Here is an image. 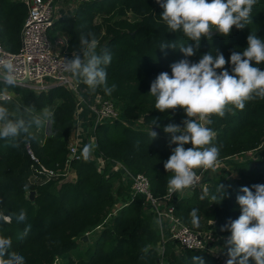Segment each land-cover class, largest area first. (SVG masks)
Returning <instances> with one entry per match:
<instances>
[{
	"label": "trees",
	"instance_id": "trees-1",
	"mask_svg": "<svg viewBox=\"0 0 264 264\" xmlns=\"http://www.w3.org/2000/svg\"><path fill=\"white\" fill-rule=\"evenodd\" d=\"M162 11L156 0H80L72 16L54 21L51 28L54 35L65 33L69 53L77 50L80 34L88 32L95 34L100 47L110 51L112 59L106 71L108 84L116 86L112 94L106 95L99 89L90 93L82 83L80 89L85 91V98L99 95L112 100L121 110L122 119L141 118L142 128L147 129L104 122L95 128L93 149L104 160L121 163L128 172L146 176L156 199L167 194L172 173L165 172L163 165L176 147L169 145L170 137L162 129L167 124L183 126L181 122L186 119L179 108L165 113L156 110L155 97L149 94L156 76L161 72L171 75L170 65L184 58L178 49L161 51L159 45L165 40L194 44L180 32L166 31L159 17ZM26 16L27 9L20 0H0V44L6 51L20 50ZM251 16V23L239 30L233 27L227 37L215 34L211 40L201 38L198 50L187 59L198 62L208 52H219L228 60L233 51L242 52L247 46L249 33L264 39V0H258ZM258 67L264 70V63ZM225 68L231 72L229 64ZM20 95L25 107L34 106L37 112L51 108L54 123L52 136L43 145H39L34 126L30 129L34 138L26 140L22 133L17 147L0 139V236L11 239L9 252L24 256L25 264H193L191 258L198 255L205 264H222L204 251L177 253L172 241L164 244L160 254L157 245L161 239L153 225L155 218L145 211L143 197H131L130 183L119 185L114 193L111 181L97 170L90 154L85 157L88 143L80 148V160L70 161L71 176L64 178L68 140L75 123L74 96L63 87H51L38 95L21 89ZM55 99L59 103L52 107ZM233 112L223 118L212 115V122L206 125L216 133L213 144L219 147V162L254 152L264 142V99L248 101L243 110L234 108ZM153 120L160 127L152 125ZM151 125L160 131L153 140ZM27 146L38 163L31 160ZM41 167L55 175L37 177V182L32 183L30 179L40 175L36 170ZM210 172L205 171L202 180L206 188L185 191L175 202L174 216L195 232L213 230L227 260L225 239L230 233L221 231V227L239 217L236 197L243 195L240 189L264 184V158L235 162L234 176L229 180L209 178ZM31 192L35 194L33 202L29 200ZM212 195L217 196L216 201L211 199ZM118 199L123 205L116 209ZM21 209L27 214L24 223L16 220ZM193 209L198 210V227L191 222ZM26 226L28 234L21 239ZM87 234L91 240L85 242L82 237ZM145 248L146 253L142 251Z\"/></svg>",
	"mask_w": 264,
	"mask_h": 264
},
{
	"label": "clouds",
	"instance_id": "clouds-1",
	"mask_svg": "<svg viewBox=\"0 0 264 264\" xmlns=\"http://www.w3.org/2000/svg\"><path fill=\"white\" fill-rule=\"evenodd\" d=\"M258 0H156L163 10L160 20L166 26V31L180 32L187 41H166L159 45V49L179 50L184 58L170 65L168 72L159 73L150 84L149 94L155 97V109L161 113L167 110L182 109L186 119L181 125L167 124L163 132L170 135L169 145L175 144L171 155L164 162L165 172L172 176L167 181L169 198L173 193L190 189L199 179L196 170L214 169L218 162L219 147L213 144L216 133L207 127L211 115L223 118L233 109L243 110L246 102L257 98L264 99V70L258 65L264 63V39L256 33H249L247 46L242 52L233 51L225 59L222 53L213 55L208 52L201 56L198 62H192L188 57L193 56L200 46L201 38L211 40L212 30L217 35L227 37L232 28L243 29L251 23V13ZM111 53L107 48L100 47L95 34L81 33L79 45L71 58H63L64 71L69 73L77 84H84L90 93L102 90L111 95L115 84H108L107 66L111 63ZM231 66V72L225 65ZM220 70V71H217ZM16 68L10 60L0 61V75L3 83L12 87L15 84ZM7 91V87L3 92ZM29 114L13 117L8 107L0 105V139L9 141L17 147L18 138L32 139L30 129L45 127L54 123V113L49 108H43L39 113L34 106H26L22 110ZM160 127L153 120L152 125ZM150 127L151 140L156 139L158 133ZM192 147L185 148L184 145ZM90 151L85 146V157ZM254 189V191L252 190ZM222 192V186L219 185ZM243 195L236 197L240 207V215L235 220H229L221 227V231H228L225 239L227 257L225 264H264V184L242 187ZM223 193V192H222ZM203 198V197H202ZM223 198V197H222ZM221 198V199H222ZM213 201L217 196L212 195ZM220 199V200H221ZM196 209L190 213L191 222L199 226ZM10 219V218H9ZM27 219L25 210L21 209L16 216L18 223ZM155 224L163 227V220H155ZM26 226L20 238L28 234ZM11 239L0 236V264H25L24 256L9 252ZM147 252V249H143ZM143 258V257H142ZM193 264H205L201 256H193Z\"/></svg>",
	"mask_w": 264,
	"mask_h": 264
},
{
	"label": "built area",
	"instance_id": "built-area-1",
	"mask_svg": "<svg viewBox=\"0 0 264 264\" xmlns=\"http://www.w3.org/2000/svg\"><path fill=\"white\" fill-rule=\"evenodd\" d=\"M20 1L27 9V16L21 30L20 50L17 53H10L0 44V61L10 60L16 68L15 85L37 91L38 93L47 92L51 87H63L74 96L77 102L75 115L76 112L79 113L83 108L88 110L93 117L94 129L104 122H120L126 124L122 121L121 110L112 100L104 99L99 95L95 96L94 99L85 98V91L81 90L79 84L72 79L71 75L64 71L63 58L65 56H60L55 52L54 46L48 36V32L56 19V0ZM26 79L28 81L24 82ZM12 100V94L0 91V102L4 103ZM52 131L53 124L40 128L39 132L41 137L39 139V145H43L52 136ZM89 145L91 148L89 151L90 159L95 162L97 170L101 172L98 164L103 166L105 160L100 154L95 153L96 151L93 149L95 140L92 139ZM81 147L82 144L79 145L78 143L68 144L67 168L62 172L64 178L68 179L71 176L69 170L70 161L80 160ZM262 150H264V142L256 151ZM27 152L31 160L38 163V160H36L28 146ZM232 158H238V156ZM116 163L125 169L122 164ZM125 171L129 176L131 197H143L145 211L151 214L155 220H163L162 231L158 226L160 239L163 243L160 246V254L164 251V244L169 241L175 243L177 253L190 250L204 251L211 254V248L207 246L208 235L204 232L193 231L189 226L183 224L174 216L175 202L182 197L183 192H191L201 187L205 171L201 173L200 170H196L199 179L190 189L173 193L171 198H169L167 192L166 196L162 199H156L153 196L150 181L146 176L140 173L132 174L126 169ZM36 172L40 175L33 176L30 179L32 183L37 182V177L44 176V178H50L55 175L54 171L46 170L43 167L36 170ZM213 256L215 257V255ZM225 261L226 259L222 261V264Z\"/></svg>",
	"mask_w": 264,
	"mask_h": 264
},
{
	"label": "rangeland",
	"instance_id": "rangeland-1",
	"mask_svg": "<svg viewBox=\"0 0 264 264\" xmlns=\"http://www.w3.org/2000/svg\"><path fill=\"white\" fill-rule=\"evenodd\" d=\"M58 1H59V5L56 1L57 9L59 6V7L65 8V12L66 11H69V13L73 12V10L75 8V4H76L74 0H66L65 3L61 2L63 0H58ZM57 9H56V14H57ZM48 36H49L50 40L52 41L55 52L57 54H59L60 56H65V57L71 58L72 53H69L67 46H65V42H66L67 37H66L64 32H58L54 35V30L51 29L48 33ZM6 87H7V91L9 93H12L13 95H14V93H17V91H18L17 87H15V86L8 87L6 85H4L3 88H0V90L3 91V89H5ZM33 92L38 95L37 91H33ZM19 100H21V95H20V98H18L16 100V102L14 99V101L12 100L10 103H8L9 110L13 113V117H16L18 115H23V116H26L27 118H29L28 113H24L21 111L25 106L23 105V107H19ZM58 103H59V100L55 99L54 103H53L54 105L52 107H55ZM49 109L52 110L51 108H49ZM139 119H141V118H139ZM122 121L125 122L127 125L124 123H121V124H123L126 127L131 125V127H134V129L137 128V125L138 126L141 125V123L138 124V121H137V123L136 122L135 123L128 122L125 119H122ZM92 128H93V124L89 128V132H88L87 137H86V143H88V144H90L92 141V130H91ZM33 132L36 133V127L35 126L33 127ZM167 136L170 137L169 134H167ZM259 155L261 156V159L264 158V150L258 151V152L256 151V152H254V154L253 153H245V154L238 156V158L230 157V158H227L225 161H221V162L218 161L217 164L215 165L214 169L207 170V172L211 171L209 178L210 177L214 178V179L224 178L225 180H229L234 175L233 167L235 165V162H241V161H244L246 159L253 160ZM98 168L100 169V171L104 175V177L111 181L112 191L114 193L117 190V188L119 187V185H126L129 183L128 173H126L122 167H120V166L116 167V166L112 165V162H108L105 160L103 166L98 164ZM115 174L118 175L119 177L117 176L116 178H114L113 175H115ZM205 183L206 182L203 181L201 186L202 187L207 186V184H205ZM122 205H123L122 201L118 199L116 202V207L119 208ZM153 225L158 230V234H159V228L155 224V221H154ZM95 232H98V231H95ZM204 233H206L208 235L207 236V246H209L211 248L210 253L212 255H215V257L218 258L220 261L225 260V257L223 255V251L221 248V244L217 245L219 242H217V238L214 236L213 230H208V231H205ZM89 235L91 236V234H89ZM159 236H160V234H159ZM162 245H163V243L161 242V240H159L158 245H157L158 251L161 250L160 246H162ZM211 246H213V247H211ZM175 248H176V246H175Z\"/></svg>",
	"mask_w": 264,
	"mask_h": 264
},
{
	"label": "crops",
	"instance_id": "crops-1",
	"mask_svg": "<svg viewBox=\"0 0 264 264\" xmlns=\"http://www.w3.org/2000/svg\"><path fill=\"white\" fill-rule=\"evenodd\" d=\"M57 1V3H58V5H59V1L58 0H56ZM65 1L66 0H63V1H61L62 3H65ZM75 1V8H74V10H73V12H71V13H69V11H66L65 12V8H62V7H59L58 6V9H57V14H56V19H55V21H58V20H61V19H63V18H65V17H69V16H72L73 15V13L75 12V10H76V8H77V6H78V4H79V2H80V0H74ZM57 7V6H56ZM68 13V14H67ZM20 41H21V36H20ZM52 42V41H51ZM65 46H67L68 47V45H67V39H66V42H65ZM21 47V46H20ZM5 84L3 83V80L2 79H0V88H3V86H4ZM14 86L15 87H17L18 88V91H17V93H14V95L12 94V93H10V94H12L13 95V101H14V99H15V102H16V100L18 99V98H20V91H21V89H26V90H29V89H27V88H22V87H19V86H17V85H15L14 84ZM1 91V90H0ZM32 91V90H31ZM7 93H9L8 91H6ZM39 94V93H38ZM17 98V99H16ZM11 102V101H10ZM10 102H4V103H2V102H0V105H3V106H9L8 105V103H10ZM19 107H23V103H22V101L21 100H19ZM18 108V107H17ZM37 112V111H36ZM37 113H39V112H37ZM78 112H76V115H75V123H74V126H73V128H72V130H71V133H70V137H69V140H68V144L70 143V144H72V143H78L79 145L80 144H82V145H84L85 143H86V137H87V134H88V132H89V128L92 126V124H93V117H92V115L90 114V112L88 111V110H86V109H82L78 114H77ZM137 121H138V124L139 123H141V125L140 126H138L137 125V128H142V120L141 119H136L135 121H128V122H133V123H137ZM129 127H131V125L129 126ZM41 128H43V127H41ZM132 128H134V127H132ZM142 129H147V128H142ZM39 130H40V128H36V133H37V135L39 136V139H40V137H41V134H40V132H39ZM92 130V139L93 140H95V136H94V131H95V129H94V127L91 129ZM189 145H191L190 143H189ZM192 146V145H191ZM254 154V153H253ZM259 158H261V156L259 155V156H257L255 159H259ZM121 164V163H120ZM112 165H114V166H120V167H122L121 165H119V164H117L116 162H112ZM123 168V167H122ZM123 170L125 171V169L123 168ZM126 172V171H125ZM234 176V175H233ZM232 176V177H233ZM187 193V192H186ZM183 194H185V192H183ZM116 209H117V207H116ZM94 231H97V230H94ZM90 238H88V234H87V241L89 240ZM91 240V239H90Z\"/></svg>",
	"mask_w": 264,
	"mask_h": 264
},
{
	"label": "water",
	"instance_id": "water-1",
	"mask_svg": "<svg viewBox=\"0 0 264 264\" xmlns=\"http://www.w3.org/2000/svg\"><path fill=\"white\" fill-rule=\"evenodd\" d=\"M215 34H217V33H216V30L212 31L210 35L212 36V35H215ZM0 79L3 80L4 77H3L2 75H0ZM27 81H28V80L26 79L24 82H27ZM211 116H212V115H211ZM152 130H153V131H156L157 133H160V131H159L157 128H152ZM34 196H35L34 192H31L30 195H29V200H30L31 202L34 201ZM82 240L86 242V241H87V236H86V235L83 236V237H82ZM225 262H226V261H225ZM225 262H224L223 264H225Z\"/></svg>",
	"mask_w": 264,
	"mask_h": 264
}]
</instances>
